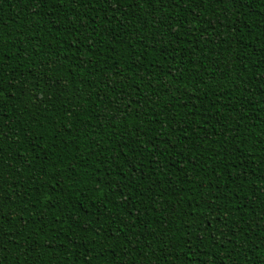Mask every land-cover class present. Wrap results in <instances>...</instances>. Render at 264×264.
<instances>
[{"label":"trees","instance_id":"16d2710c","mask_svg":"<svg viewBox=\"0 0 264 264\" xmlns=\"http://www.w3.org/2000/svg\"><path fill=\"white\" fill-rule=\"evenodd\" d=\"M0 264H264V0H0Z\"/></svg>","mask_w":264,"mask_h":264}]
</instances>
